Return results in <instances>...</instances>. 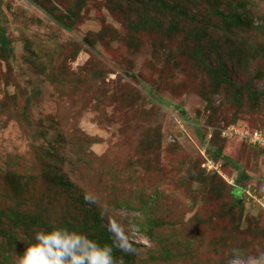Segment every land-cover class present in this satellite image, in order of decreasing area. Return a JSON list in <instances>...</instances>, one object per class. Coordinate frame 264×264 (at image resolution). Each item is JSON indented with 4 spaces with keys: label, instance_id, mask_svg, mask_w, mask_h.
Returning <instances> with one entry per match:
<instances>
[{
    "label": "rangeland",
    "instance_id": "rangeland-1",
    "mask_svg": "<svg viewBox=\"0 0 264 264\" xmlns=\"http://www.w3.org/2000/svg\"><path fill=\"white\" fill-rule=\"evenodd\" d=\"M38 1L71 30L30 0H0V178L28 177L0 190V208L19 190L18 208L51 209L70 232L81 217L50 179L64 173L95 197L127 264H154L159 247L118 198L193 238L199 264L264 254V149L238 135L264 127V0ZM53 145L43 176L33 166Z\"/></svg>",
    "mask_w": 264,
    "mask_h": 264
},
{
    "label": "trees",
    "instance_id": "trees-1",
    "mask_svg": "<svg viewBox=\"0 0 264 264\" xmlns=\"http://www.w3.org/2000/svg\"><path fill=\"white\" fill-rule=\"evenodd\" d=\"M30 1L35 4L41 11H43L49 18H51L53 22H55L62 28L71 30L66 21L60 19V17L56 15L53 10L47 8L41 1ZM239 5L244 6L245 3L242 2ZM224 19L230 20V16L224 15ZM236 21L240 22L239 17L236 18ZM9 42L10 40L5 35L4 30H1L0 43L2 48L5 47L7 50V45L9 44ZM50 76L51 74L49 75V77ZM254 129H264V127H253V129H251V132L254 131ZM241 140L245 141V143L253 147L264 149L263 146L251 143L248 138H242ZM49 150L50 151H48L47 153L43 151L44 153L42 157H39L38 160H36L37 163L33 166H38L39 162L41 164L40 167H42L39 173L43 176L46 175L52 167L57 168V165H54L56 161V148L53 145ZM215 153L221 156L222 149L216 150ZM45 158H48L50 160L46 161L43 165V161L45 160ZM70 161L72 162V165L77 168H80V165L84 163V160L80 155L78 156L77 162H74L72 160ZM5 176L3 175V177L0 178V190H5L9 187H16L21 190V184L28 181V177L24 178V180L22 181L17 180L14 177L12 178L11 173ZM111 176V180H109L108 186L111 191L118 190L117 186L119 183H121V176L120 174ZM3 178H5V180ZM126 178L129 179V177H125L123 181ZM50 179L55 186H58L62 191H66L64 205L65 207H68L70 211H75L77 215L81 217V220L79 221L80 224L76 226V223H74L69 232L66 225L63 226L62 223L58 224L53 220L54 216H52L53 211L51 209L28 208L29 211H25L21 208H18V199H21L19 198L21 191L18 190L16 195L17 201L14 203L13 207L0 208V248L3 252L0 258V264H3L5 259L9 262L10 260H12V256L15 254L18 255V258L22 256L25 248L28 246V243L30 240H32V238L34 242V235L36 232H48L57 228L63 230L62 235L64 236H67L69 234L72 235L73 232H77L86 236L89 240L96 242L101 247H110L112 249L114 264H127L128 260H121L122 256L126 255L123 248L119 247L116 237L108 230V227L102 224L100 214L98 215L95 213L92 215L96 204H98L95 197H93L90 192H86L82 188L79 181L73 180L67 174H54L52 177H50ZM5 181H7V184L10 183V186L6 187ZM240 190L242 189L240 188ZM22 202L24 203V201ZM115 202H117L115 206L118 208H137L136 210L141 211L140 217L138 215H135L133 217V221L135 222L134 224L138 226L139 232L146 234L153 242L157 244L160 250L166 253V264H183V262L186 261L189 264H199V260L197 259L198 255L194 248V239L186 235L185 232H180L181 230H176L173 233L171 231L169 235H166V233L162 231V229L165 228V222L154 213L153 209L150 208V203L142 202L141 198L138 201L139 205H135L132 200L128 198H118L115 200ZM73 218L77 221L76 216ZM167 231H169V229H167ZM83 243L84 241L81 242V244ZM159 249L157 251L159 255H156L154 253L155 249H153L151 253L154 264H161L159 262H156L157 260L163 258Z\"/></svg>",
    "mask_w": 264,
    "mask_h": 264
},
{
    "label": "clouds",
    "instance_id": "clouds-1",
    "mask_svg": "<svg viewBox=\"0 0 264 264\" xmlns=\"http://www.w3.org/2000/svg\"><path fill=\"white\" fill-rule=\"evenodd\" d=\"M62 231L57 228L36 232L34 242L33 238L29 241L16 264H114L110 247H101L77 232L69 238L62 235ZM82 238L83 244L80 242ZM228 264H264V254L245 257L240 249L233 248Z\"/></svg>",
    "mask_w": 264,
    "mask_h": 264
},
{
    "label": "built area",
    "instance_id": "built-area-1",
    "mask_svg": "<svg viewBox=\"0 0 264 264\" xmlns=\"http://www.w3.org/2000/svg\"><path fill=\"white\" fill-rule=\"evenodd\" d=\"M239 134H240L239 136L240 139L248 138L251 143L264 147V129H256L248 134L246 133V130H245L244 133L238 132V135ZM230 137H236L234 136V132L231 133Z\"/></svg>",
    "mask_w": 264,
    "mask_h": 264
},
{
    "label": "water",
    "instance_id": "water-1",
    "mask_svg": "<svg viewBox=\"0 0 264 264\" xmlns=\"http://www.w3.org/2000/svg\"><path fill=\"white\" fill-rule=\"evenodd\" d=\"M86 41L89 43V41L86 39Z\"/></svg>",
    "mask_w": 264,
    "mask_h": 264
}]
</instances>
